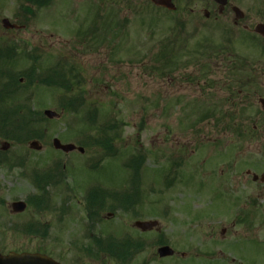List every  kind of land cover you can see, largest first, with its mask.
Listing matches in <instances>:
<instances>
[{
	"label": "rangeland",
	"instance_id": "rangeland-1",
	"mask_svg": "<svg viewBox=\"0 0 264 264\" xmlns=\"http://www.w3.org/2000/svg\"><path fill=\"white\" fill-rule=\"evenodd\" d=\"M102 2L106 7L100 5ZM68 3L75 5L76 9L72 12L63 9L62 6ZM111 3L114 1L57 0L48 10L30 19L25 30L15 32L3 29L0 20V40L14 41L21 49L26 41L37 40L51 45L54 51L63 48L64 52L73 55L78 65L84 66L81 80L86 83L81 87L85 100L77 114L63 110L59 103L60 99L68 102L70 96L44 87L34 89L32 102L36 104V110H32L33 107L23 110L27 114L53 110L61 119L35 120L34 133H44L40 140L41 152L28 148L30 141L36 139H31L26 145H15L10 141L12 146L5 158L10 161L27 158L24 168L9 171L0 165V253H35L44 249L41 240L22 238L10 228L13 223L23 225L33 216L39 219L30 209L21 216L11 214L12 202L25 200L34 192L33 184L21 173H31L34 169L48 171L58 161L61 166L66 164L62 181L66 179L70 188L66 190L62 186L56 190L54 198L60 205L56 203L54 213L44 212L41 216L42 222H55L58 220L52 218L55 215L62 216L61 221H65L64 226L55 224L54 230L48 231L47 240L50 244H58L53 248V259L68 262L73 260L72 254L68 255V244L76 240L80 230L84 229L81 223L86 219L83 199L87 187L101 185L105 190L130 191L131 173L124 166L141 151L146 163L140 179V203L135 208L139 215H126L117 205L113 211H108L106 207H114L108 202L99 212L102 218L99 227L161 221L164 206L170 207L172 215L165 216L166 220L208 219L206 223L227 229L235 214L253 213L255 220L251 232L242 234L240 229L238 237L232 239L244 247L246 241H256L248 245L244 259L239 253L220 248L212 264H264V225H260L264 222V185L254 183L252 177L245 183L241 174L250 170L261 176L264 151H258L255 138L248 136L246 141L239 142L234 133L227 134L218 123L221 114L226 112L224 96L229 88L225 83L232 78L225 66L221 67L222 57L227 64L233 61V57H229L232 55L240 60L253 59L252 53L258 51L259 44L235 39L229 43L231 53H220L222 47L227 46L223 30L206 31L198 36L188 31L186 39L182 34L177 39L176 33L170 30L171 16L152 9L145 0L136 1L131 10ZM241 7L263 10L264 0H242ZM98 12L105 20L112 12L113 23L118 26L109 34L104 35V30L98 32L100 35L94 34V49L91 45L94 52L88 54L87 45H78L73 38L81 29L85 30L88 20L94 19ZM7 18L12 23L16 22L13 17L7 15ZM240 33L242 36L245 34ZM169 41L172 42L170 51L166 50ZM76 46L80 53L72 52H77ZM82 51H85L84 55ZM29 65L20 56L15 70L23 72ZM7 81L8 78L0 83L1 89ZM18 89L25 90L21 86ZM29 91L20 94L21 108L24 107L22 96L28 97ZM93 105L99 108L95 121L87 116ZM228 107L229 114H237L239 109L236 105L229 104ZM258 109V106L249 105V114L254 116ZM113 119L121 127V139L115 144L119 149L117 158L102 160L105 151L100 148L87 146L84 154L79 151L65 154L53 147L54 138L66 145L88 144L99 136L98 128L105 127ZM247 126L253 132L254 119ZM86 137L90 138L87 140ZM175 156H181L184 162L178 170H173L172 166ZM228 162L236 164L235 170L230 169ZM171 170L179 176L168 185L171 178L167 174ZM232 174L239 179L237 183L232 184ZM77 221L79 226L74 225ZM64 253L68 257H62Z\"/></svg>",
	"mask_w": 264,
	"mask_h": 264
},
{
	"label": "flooded vegetation",
	"instance_id": "flooded-vegetation-1",
	"mask_svg": "<svg viewBox=\"0 0 264 264\" xmlns=\"http://www.w3.org/2000/svg\"><path fill=\"white\" fill-rule=\"evenodd\" d=\"M0 1H2L0 2L2 27L4 28L3 19H6L7 15L15 18L16 22L12 23L14 28H9L8 30L4 28L6 31L12 32H15V30H25L30 23V19L36 17L38 13L48 10V8L57 2V0H51V6L48 7L47 3L44 7L42 0ZM111 1H114V3L117 1L115 4L118 6L127 7L131 10L130 7H133L138 0ZM226 1L225 7H222L223 3L217 0H170L176 7L175 11L169 8L155 7L171 16L169 20L170 30L172 33H176L177 39L181 37V34L185 37L189 30L195 32L196 35H202L206 31L224 30L227 32L243 31L246 34L252 35L253 39H259L261 43H264V39L254 33V29L257 26L264 25V9L260 10L259 7H254L252 10H247L241 7L242 0ZM100 5L104 6V3L102 2ZM62 8L69 9L71 12L76 9L75 5L70 3L62 6ZM93 20L90 18L85 25V30L81 29L80 33L73 38L76 44L87 45L88 54H93V49L96 45V42L93 40L95 34ZM101 26L97 24L95 29L99 31ZM18 45V43H4L0 45V65H5L11 57L19 55L16 51L12 52ZM51 47V45L47 46L44 41L37 40L36 42L26 41L24 49L31 63L34 61L39 62L44 76L48 75V59H54L55 57L59 59L57 60L59 77L70 76L71 73L82 76L83 70H85L84 66L74 62L73 55L64 52L63 48L54 51ZM76 51L72 52L80 53L77 46ZM81 53L84 55L85 51ZM257 54L252 55L255 57L253 59L244 58L243 60H240L236 55L229 56L230 58L233 57V61L228 64L224 62L225 57H222L221 67L225 66L227 72L232 76L229 83H225V87L229 88V90L224 96L226 100H224L223 106L226 107V112L223 114L222 121L224 132L232 135L234 133L239 142L246 141L248 136L252 139L255 138V141L258 143V151L263 152L264 46L260 48ZM64 56H67L68 61L72 60L75 64L66 62ZM72 65H76L77 72ZM226 75L224 74V76ZM30 76L35 77L34 74H30ZM19 81L21 85H24L26 79L21 77ZM28 90H30L29 92H31L32 97L23 95L22 101L24 102V107L21 108L20 94H26ZM28 90H19L13 85L6 86L5 90L0 88V115L12 114L26 109L29 110V107H33L32 110H36V104L32 102L35 97L33 95L35 94V90ZM31 98L33 99L31 100ZM29 102H32V105L30 104L29 106ZM10 103H13V105L10 106ZM229 104L238 107L237 114H229ZM249 105H255L259 108L254 116L249 114ZM252 119H254L253 132L247 126ZM228 163L232 167L230 169L235 170L236 164L232 162ZM59 172V170H53L26 173V179L33 184L34 193L41 196L38 192L45 191L46 205L40 207L48 208L44 212H49L50 214L54 213L55 208H57L54 192L60 188L63 179V174L60 176ZM241 174L245 178V183H248L249 178L252 177L254 183L264 185V182H261V180L254 181L255 175L250 170H245ZM232 175V184L237 183L239 179L234 174ZM26 203L28 205L27 198ZM58 205L60 204L57 203ZM44 212L41 214H44ZM125 214H129V212H125ZM67 215L71 216L70 214ZM85 216V221L81 223L83 228H85L81 229L78 233V240L68 244L70 252L68 255L72 254L73 260L60 262L61 264H212L211 262L214 261L215 255L220 248L230 252L234 245L241 243L232 239L238 237L240 229H242V234L246 232L249 234L252 222L255 220L253 213L235 214L232 216L233 220L227 229L219 225L206 223L208 219L191 220L186 218L166 220L164 219L165 216L162 215L161 221H153V223L150 222L142 226H139L135 222L131 224L124 223L120 226L91 227L89 226L87 214ZM34 217L36 216L30 218L26 223L28 227L27 237L33 240H41V237L38 236L41 233H37L35 230L40 231L42 228H46L51 231L54 230L55 224L62 227L65 222L61 221L62 216L56 215L52 217L54 220L58 218L55 222H42V216H38L39 219ZM38 224L39 227L36 226ZM74 225L79 226V221ZM260 225H264V222ZM219 227L220 232L218 233ZM34 233L36 235L33 236ZM56 246L58 244L53 245L45 241L44 249H41V251L45 256L53 258L52 252ZM221 253L224 254L223 252ZM68 255L66 256L64 253L62 257H68Z\"/></svg>",
	"mask_w": 264,
	"mask_h": 264
},
{
	"label": "trees",
	"instance_id": "trees-1",
	"mask_svg": "<svg viewBox=\"0 0 264 264\" xmlns=\"http://www.w3.org/2000/svg\"><path fill=\"white\" fill-rule=\"evenodd\" d=\"M55 72V70L53 71ZM51 76L49 80H43L39 79V82L44 85H48L49 87L56 89L57 91H65V94L70 96L68 102L63 104L64 110H67L69 112L77 113L79 107H81V104L83 103L84 99L81 95H78V93L73 92L72 88H75L78 84L76 82V77H73L71 79L69 78H58L57 75H52L53 73H50ZM55 74V73H54ZM19 77L20 75L11 74L9 83L14 84L15 86H19ZM31 84V81L28 80V84L26 86ZM89 115L93 119V121L96 120V117L99 113V108L90 109ZM90 118V119H91ZM44 119L42 114L39 113H15V114H4L0 115V139L4 141H12L14 144H26L31 139L41 140L42 133L36 134L34 129L36 123L35 120L40 121ZM91 119V120H92ZM35 124V125H34ZM92 129L95 126H89ZM120 124L118 121H112L105 125L103 128H98L99 136L92 140L89 144H82L81 146L86 148L88 147H94V148H100L103 151H105L104 157L107 158H115L118 156L119 149L115 146V144L121 139L120 136ZM145 156L143 155V152L139 151L138 155L133 158L127 168H129L132 171V185L134 186L133 192L138 195L140 190L137 188L140 185V177L142 170L145 166ZM0 165L6 166L8 170H12L15 167L23 166L24 162L20 161V163L12 162V161H4L0 160ZM54 170H64V167L61 166V164H56L53 166ZM130 194L127 193H116L114 191H104L103 189L97 187L94 189H91L88 191V194L85 198L86 203V212L87 213H96L98 214L100 211L104 209V206L111 202L112 206L106 209L109 211H113L116 208V205L118 206V209H128L130 205H134L137 203L136 200H131V196L128 197ZM91 220L94 223H97L101 220V216H91ZM24 233V232H23Z\"/></svg>",
	"mask_w": 264,
	"mask_h": 264
},
{
	"label": "water",
	"instance_id": "water-1",
	"mask_svg": "<svg viewBox=\"0 0 264 264\" xmlns=\"http://www.w3.org/2000/svg\"><path fill=\"white\" fill-rule=\"evenodd\" d=\"M153 4H156L160 7H167V8H171L173 7L172 4H169L170 2H168L169 0H167V2L165 0H150ZM226 4V1L223 3ZM4 25L5 27L8 28L9 22L7 20H4ZM256 32L258 34H260L263 38H264V25L258 26L256 28ZM45 116L47 118L51 119H59V115L54 112V111H46L45 112ZM10 147V144H5L3 146V150L7 151ZM54 147L56 150H60V151H64L66 153H71L74 152V150H76L75 145H62V143L60 142L59 139H55L54 140ZM31 148L35 149L37 151H41V148L38 147V143L37 142H33L31 143ZM82 153H84L83 149H79ZM13 206V211L15 213H22L23 211L26 210L27 205L24 202H16L12 204ZM139 224H144V223H139ZM0 264H59L56 263L54 260L48 258V257H44L40 254H30V253H24V254H17L15 252L10 253L7 256L4 255H0Z\"/></svg>",
	"mask_w": 264,
	"mask_h": 264
}]
</instances>
